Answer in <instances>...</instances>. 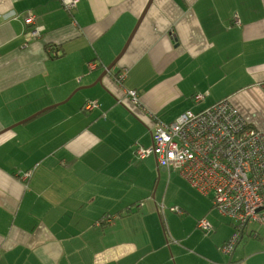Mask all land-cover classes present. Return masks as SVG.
<instances>
[{"label": "crops", "instance_id": "obj_1", "mask_svg": "<svg viewBox=\"0 0 264 264\" xmlns=\"http://www.w3.org/2000/svg\"><path fill=\"white\" fill-rule=\"evenodd\" d=\"M28 10L39 38L24 37ZM262 81L264 0H78L71 11L62 0H0V264H264V219L246 225L229 260L218 246L231 219L134 153L151 145L153 120L222 98L264 129ZM86 100L99 107L82 111Z\"/></svg>", "mask_w": 264, "mask_h": 264}, {"label": "built area", "instance_id": "obj_2", "mask_svg": "<svg viewBox=\"0 0 264 264\" xmlns=\"http://www.w3.org/2000/svg\"><path fill=\"white\" fill-rule=\"evenodd\" d=\"M77 2L62 0L67 11ZM21 18L24 37L39 38L44 27L35 24L34 13L28 10ZM232 24H240L237 15ZM123 77L116 76L119 85ZM259 84L264 90V81ZM123 94L134 107L141 109L137 90L123 88ZM204 95L194 94L193 101L200 102ZM98 107L96 100H86L81 110L86 112ZM151 128V145L137 146L135 156L153 157L159 167L176 171L199 194L210 196L212 206L232 221L231 235L218 246L220 253L230 256L243 237L246 225L264 219L263 211L258 210L264 205V129L250 124L228 98L198 111L187 110L170 122L155 119ZM29 176L30 171L20 174L23 180ZM169 209L182 213L177 206ZM101 220L109 224L112 217ZM197 227L203 233L212 229L205 217L197 221Z\"/></svg>", "mask_w": 264, "mask_h": 264}, {"label": "water", "instance_id": "obj_3", "mask_svg": "<svg viewBox=\"0 0 264 264\" xmlns=\"http://www.w3.org/2000/svg\"><path fill=\"white\" fill-rule=\"evenodd\" d=\"M144 12H145V10H144ZM141 18V17H140ZM136 27H137V24L135 25V27H134V29L132 30V32L130 33V35H129V37H128V39H127V41H126V43H125V45H124V47H123V49H122V51L119 53V55L102 71V73L98 76V78L94 81V83L92 84V85H94V84H96V83H101L102 82V78L110 71V69L114 66V64L116 63V61L118 60V58H119V56L121 55V53L123 52V50L126 48V46H127V44L129 43V41H130V39H131V37H132V35H133V33H134V31H135V29H136ZM92 85H88V86H81V87H78L77 89H75V91L76 90H79V89H81V88H84V87H89V86H92ZM52 106H54V105H51V106H48V107H46V108H44V109H42L41 111H39L38 113H40V112H42V111H44V110H47V109H49V108H51ZM38 113H36V114H38ZM36 114H34V115H31L30 117H27L26 119H24V120H22V121H20V122H24L25 120H28V119H30V118H32V117H34ZM13 126V125H12ZM162 169H164V168H162ZM258 210H264V205L262 206V207H260ZM231 256H232V254L230 255V257H229V260L231 259ZM230 262V261H229Z\"/></svg>", "mask_w": 264, "mask_h": 264}, {"label": "rangeland", "instance_id": "obj_4", "mask_svg": "<svg viewBox=\"0 0 264 264\" xmlns=\"http://www.w3.org/2000/svg\"><path fill=\"white\" fill-rule=\"evenodd\" d=\"M165 181H167V180H165ZM165 181H162L161 183H160V185H159V188H160V190L162 191V189H163V187L166 185V182ZM160 199H161V194H160ZM165 203L167 204L168 203V201H165ZM168 205V204H167ZM214 212L216 211V210H214V209H212Z\"/></svg>", "mask_w": 264, "mask_h": 264}, {"label": "trees", "instance_id": "obj_5", "mask_svg": "<svg viewBox=\"0 0 264 264\" xmlns=\"http://www.w3.org/2000/svg\"><path fill=\"white\" fill-rule=\"evenodd\" d=\"M118 74H116V76H117ZM242 239V238H241Z\"/></svg>", "mask_w": 264, "mask_h": 264}]
</instances>
